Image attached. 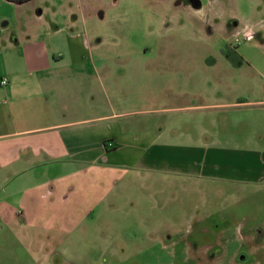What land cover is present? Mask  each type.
I'll use <instances>...</instances> for the list:
<instances>
[{
    "label": "rangeland",
    "instance_id": "1",
    "mask_svg": "<svg viewBox=\"0 0 264 264\" xmlns=\"http://www.w3.org/2000/svg\"><path fill=\"white\" fill-rule=\"evenodd\" d=\"M30 3L17 4L22 26L39 33L47 28L52 35L42 38L58 46L62 36H84L89 61L109 64L115 72L109 75L120 82L114 89L117 112H134L117 120L132 122L136 135L150 132L158 145L172 146L169 155L190 151V165L185 172L139 170L145 176L132 178L133 188L125 193L122 186L119 193L117 186L101 213H94V223L90 219L68 234L48 235L28 225L14 230L15 238L0 228V264H264L262 246L255 243L256 251H250L254 244L239 238L240 225L231 226L225 217L230 197L246 190L242 210L233 208L236 219L248 217L246 228H263L264 180L245 185L195 173L210 162L204 158L208 151L264 150V0ZM55 28L65 32L55 36ZM104 77L106 87L113 84ZM96 90L100 96L99 84ZM52 165V173L15 183L37 185L42 196L60 182L59 194L67 193L68 177L90 166ZM80 172L74 177H84L85 170ZM87 172L88 177L93 170Z\"/></svg>",
    "mask_w": 264,
    "mask_h": 264
},
{
    "label": "crops",
    "instance_id": "2",
    "mask_svg": "<svg viewBox=\"0 0 264 264\" xmlns=\"http://www.w3.org/2000/svg\"><path fill=\"white\" fill-rule=\"evenodd\" d=\"M21 10L12 0H0V80H8L7 85H0V222L5 224L0 228L3 234L9 229L16 238L14 230L28 225L48 235L71 233L90 219L94 223V213H101L117 186L119 193L123 192L122 186L125 193L133 188L131 179L145 176L139 170L155 173L188 170L190 151L184 154L179 150L181 153L169 155L172 146L158 145L150 132L136 135L131 131L132 122L117 120L134 112H117L114 89L120 82L109 75L115 74L109 64L89 61L90 46L84 36L72 33L64 37L65 29L55 28L53 35L62 36L63 41L60 46L51 44L42 38V35L47 38L52 35L47 28L39 33L22 26ZM244 63L256 67L253 62ZM104 76L111 77L107 83L112 79L113 84L106 87ZM97 84L102 90L100 96L98 90L93 93ZM204 158L210 162L202 172L195 173L215 181L232 180L246 185L264 180V150H240L235 154H209L208 151ZM196 160H203L200 150ZM54 163L90 166L83 165L68 177L71 183L67 193L59 194L60 182L57 188H51L54 193L48 192V196H40L37 185L20 187L22 183H15L20 178L37 177L51 170L52 173ZM88 169L93 173L87 177ZM81 170H85L84 177H74L83 174ZM93 176L97 178L88 180ZM98 177H105L107 181H100ZM147 180L152 186V176ZM236 193L237 197L227 201L232 204L228 205L225 217L231 220V226L240 225L239 238L254 244L250 251H256L255 243L262 250L264 227L246 228L250 223L248 217L236 219L233 208L236 205L237 210H242L247 191Z\"/></svg>",
    "mask_w": 264,
    "mask_h": 264
},
{
    "label": "flooded vegetation",
    "instance_id": "3",
    "mask_svg": "<svg viewBox=\"0 0 264 264\" xmlns=\"http://www.w3.org/2000/svg\"><path fill=\"white\" fill-rule=\"evenodd\" d=\"M13 2L17 3V4H21V5H25L26 7L32 6L30 2H32V0H12ZM234 53H236V50H233Z\"/></svg>",
    "mask_w": 264,
    "mask_h": 264
},
{
    "label": "built area",
    "instance_id": "4",
    "mask_svg": "<svg viewBox=\"0 0 264 264\" xmlns=\"http://www.w3.org/2000/svg\"><path fill=\"white\" fill-rule=\"evenodd\" d=\"M248 34H249V33L247 32V34L245 35V38H246V39L249 38ZM7 84H8V80H7L6 78H3V79L0 80V85H1V86H5V85H7ZM109 146L111 147L112 144H109Z\"/></svg>",
    "mask_w": 264,
    "mask_h": 264
},
{
    "label": "trees",
    "instance_id": "5",
    "mask_svg": "<svg viewBox=\"0 0 264 264\" xmlns=\"http://www.w3.org/2000/svg\"><path fill=\"white\" fill-rule=\"evenodd\" d=\"M225 56H226L227 59L232 60V55H230V52H226Z\"/></svg>",
    "mask_w": 264,
    "mask_h": 264
}]
</instances>
